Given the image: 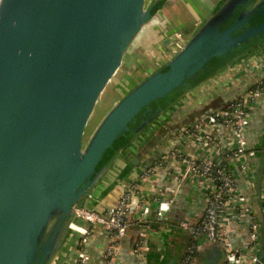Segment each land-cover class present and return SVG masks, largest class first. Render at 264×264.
<instances>
[{"label":"water","instance_id":"obj_1","mask_svg":"<svg viewBox=\"0 0 264 264\" xmlns=\"http://www.w3.org/2000/svg\"><path fill=\"white\" fill-rule=\"evenodd\" d=\"M167 1L0 0V264H54L73 238L76 210L92 208L95 192L126 150L197 87L231 68L222 65L228 53L237 56L236 66L264 50V41H250L264 34V20L234 36L248 23L251 0H223L183 48L131 88L85 140L101 95ZM255 1L252 7L263 9L264 19V0ZM241 8L236 22L220 32ZM205 66L197 84L174 95ZM235 96L217 98L216 110ZM152 105L157 112L132 130ZM260 157L259 205L264 149ZM256 264H264V234Z\"/></svg>","mask_w":264,"mask_h":264},{"label":"built area","instance_id":"obj_2","mask_svg":"<svg viewBox=\"0 0 264 264\" xmlns=\"http://www.w3.org/2000/svg\"><path fill=\"white\" fill-rule=\"evenodd\" d=\"M175 38L179 52L188 38L183 34L176 35ZM245 61L248 60L240 63ZM257 83L264 84V78ZM263 94L264 86L259 90H247L223 109L215 110L208 119L200 120L190 128L178 130L172 138L178 146L175 145L162 161L140 172L123 189L114 208L101 210L99 205L96 208H78L77 222L70 225L73 236H77V264L89 263L90 256L84 246L90 235L97 230L107 237L104 264H117L122 246L131 238L134 228L138 230L140 242L138 248L133 249V253L145 263L150 251L152 218L157 221L164 220L190 178L205 190V205L195 219L185 216L177 223H172L191 237V243L180 264H196L195 255L206 244H217L223 249V264H256L264 234V171L261 203L257 208L249 201L246 189L235 182L230 166L232 163L237 165L240 173L244 175L246 186L256 190L257 174L255 175L249 162L256 153L249 149L247 131L249 110L259 103ZM181 140L191 143L196 151L202 152L203 157L188 154L184 143H180ZM170 159L180 167V179L176 188L161 189L152 195L144 194L142 186L148 185L158 176V171ZM230 215L250 219L249 244L245 250H235L227 239L224 224ZM170 228L166 227L164 233L171 232Z\"/></svg>","mask_w":264,"mask_h":264},{"label":"crops","instance_id":"obj_3","mask_svg":"<svg viewBox=\"0 0 264 264\" xmlns=\"http://www.w3.org/2000/svg\"><path fill=\"white\" fill-rule=\"evenodd\" d=\"M196 1L197 0H169L165 3L161 11L162 13H166L167 17H171V24H175V21L178 24H184L186 21L184 20L183 22H180L182 18L179 16L178 13L185 14L184 11L188 12V9L193 12V19H195L194 17H196V14L204 16L202 17L204 19L208 15V13L205 12H210L211 10H213L214 7L212 8V6L210 5L211 3L207 0H199L197 2ZM211 1L212 4H214L213 6L220 2V0ZM197 3H202V7L198 6ZM162 13L159 16H161ZM175 17H179L181 19H177ZM160 24L164 25L163 22ZM198 24L200 25L201 21ZM199 25L193 27L192 31H195ZM143 31L147 32V35L150 36V39L153 41H151V44H155V41L158 42L159 38L161 40H164L163 42L166 48L167 46L172 47V45L176 43L173 41L175 35L173 32L174 29L171 26L158 27V24H154L153 28L147 26ZM149 32L152 33L149 34ZM153 35H155L156 38L153 37ZM190 35L191 34L189 33V35L185 36L189 38ZM138 53L139 52H137V54ZM159 54L161 55V53ZM169 59L170 58L164 61L162 56L160 58L155 59L156 63L153 64L152 69L148 70V72H146L144 75L147 76L155 69L164 65ZM246 60L248 61H245L243 64L239 63V65L237 64L236 66L227 69L217 77L197 87L193 91L195 92L196 90H198V92L195 93L197 94L195 98H192L191 95L193 92H191L184 99H182L174 108L169 110L167 114H164L162 120L159 121L158 124L151 126L144 133L142 138H140L139 142H136L130 148L129 152L124 153V157L117 161L115 166L112 168V170L109 172L105 180L98 188V190L95 192L93 197L94 202H90L89 205L92 206V208H96V200L101 199L99 198L101 192H105L106 190H108L104 198H102L98 202V205L100 206L99 209L107 210L114 208L117 203L118 197L123 191V189L135 178H137L140 172L146 166L156 165L157 163L163 160V157L169 154L170 150L175 145H177V142L173 141L172 138L178 132H175L167 140H163L164 142L161 141V143H155V139L160 134V128L164 125V123L168 122L167 119H171L172 115L177 112H180L178 111V109H180L182 105L183 107L192 106L195 107V109L197 110H200L202 108L216 110L218 106H220L217 101H215L217 98L225 97V99L230 101V96H238L242 94L241 92H246L254 84L264 78V50H261L251 55ZM135 83L136 82H133L131 83V85H128L127 88H124V90L122 91L123 95L121 97H123L131 88H133L136 85ZM221 102L225 103V100ZM247 140L250 151L256 153L255 157L250 158L249 161L250 166L252 167L256 175L260 159L262 158L260 157V154L264 149V94L262 95L259 103L255 105V107H251V109L249 110V128L247 131ZM185 142V140L180 141L181 144L184 143V147L186 148V152H188V154H193L198 158L203 157L202 152L196 151V149L193 148L191 143ZM142 152H145L146 155L140 157V153ZM135 159H137V163L134 164L133 161ZM163 167L164 168L158 171V176L154 177L148 185L142 186V191L144 194L152 195L161 189L163 190L176 188L178 180L180 179V167L172 159L168 160ZM230 170L233 178L235 179V182L246 189L249 201L254 206L259 208V195L257 193V189L252 190L248 186H246L244 175L240 173L237 165L232 163L230 166ZM169 195L171 196V194ZM204 196L205 190L202 187L200 188L194 179L191 180L190 178V180L185 183L182 191L178 195L177 201L173 208L170 210L169 213L165 215L164 220L157 221L155 218L151 217L152 234L149 240L150 251L148 253V256L150 253H152V255L158 256V262L166 259L167 253L171 251L172 248L177 246V242L175 243L174 238V233L177 231H174L173 228L175 226L173 227L174 224L172 225V223H177L185 216L194 219L198 217L205 205ZM258 215L262 220L261 215L259 213ZM249 223L250 219L248 217L236 218L235 216L230 215L229 220L224 224L227 239L230 241L233 248L237 251L245 250L249 244ZM166 227H171V232L168 231L164 233ZM76 240L77 236H73V238L63 248L62 252L58 256L54 264H77ZM107 243L108 242L106 235L102 234L100 230H97L90 235L87 240V243L84 246L86 252L90 256V261L88 264H104L103 254L106 249ZM134 243L135 242L132 236L128 241L124 242L122 246V252L119 256L117 264H149L148 258L147 261L144 263V261L139 256L134 255ZM204 247L205 250L202 249V255L206 257L204 258L203 256L202 263L197 262V264H210V262L214 261L215 264H220L224 260V254L213 257L217 260L211 258V256L209 255H206L207 252L213 251L212 248H215L212 244H206Z\"/></svg>","mask_w":264,"mask_h":264},{"label":"trees","instance_id":"obj_4","mask_svg":"<svg viewBox=\"0 0 264 264\" xmlns=\"http://www.w3.org/2000/svg\"><path fill=\"white\" fill-rule=\"evenodd\" d=\"M254 3L255 2H253V4L251 3L250 5L254 6ZM160 6H162V4ZM243 10H244V8H241L239 11H237L235 16L232 17L228 22H226L225 25H223L220 28V32H223L228 27L232 26L236 22V20H235L236 17L238 15H240ZM246 20L248 23L244 26V28H241L237 32H235L234 36H238V35L242 34L247 29H249L251 26H256L258 24H261L264 20L262 17L261 9L254 8L249 13V16L246 17ZM250 41H252V43L264 41V36H262V38L260 40L251 39ZM244 46H245V44H243L241 47H244ZM236 58H237V56L235 55V53L230 52V53H228V55L225 58L221 59V60H223L222 65H226L227 67H233L232 62ZM217 62H219V59L215 60L212 64H216ZM207 68H208V66H205L202 70L197 71L190 79H188L186 85L180 87L178 90L175 91L174 95H177L178 93H180L181 90L185 86H194L195 84H197L199 82V79L201 78L203 72H205L207 70ZM263 86H264V84H258L257 83V84H254L249 90H259V89L263 88ZM172 98H173V96H169L168 98L163 100L159 105L165 106L166 103H168ZM157 110H158V106L152 105V107L149 111L142 112L136 118V120L130 125L131 129L132 130L137 129V127H139L145 120L149 119L154 113H156ZM198 110L192 106H188V107L184 106L183 107V105H182L180 107V109H178V111H180V112H177L174 115H172L171 119L170 118L167 119L168 122L164 123V125L160 128V134L155 139V143L156 142L161 143V141L164 142L163 140H167L168 138H170L175 132H177L181 128H190V127L194 126L200 120L208 119V117L212 116L213 115L212 113L215 111V110H211L209 108H207V109L202 108L199 111ZM139 140H140V138L136 142H139ZM122 144H123V141L119 140L117 142L115 148L117 149ZM129 150L130 149L126 150V152L128 153ZM140 154H141L140 157L146 155L145 152H142ZM113 155H114V152L111 153V155L106 159V161H108ZM124 155H123V157H124ZM173 227H174V225H173ZM173 229H174V231L175 230L177 231L174 233L175 243L177 242L176 243L177 246L172 248V250L167 253L166 259L162 260L160 262H158V256L152 255V253H150L149 256L147 257L149 260V264H150V261H151V264H180L181 263L182 259L184 258L186 249L189 246V244L191 243V237L185 233H182L176 227H174ZM172 233H173V230H172ZM132 238L134 239V242H135L133 245V249L136 250L138 248V245L140 242L137 228H134L133 233H132ZM212 245L215 248L211 247L213 249V251L207 252L206 255H209V256H211V258H213V257L224 254L223 249L219 245H217V244H212ZM202 249L205 250V247ZM203 256L204 255H202V250L195 255L196 264H197V262L202 263ZM205 257L206 256H204V258ZM213 259L217 260L216 258H213ZM209 261H211V260H209ZM210 264H215V261L210 262ZM220 264H223V261Z\"/></svg>","mask_w":264,"mask_h":264},{"label":"rangeland","instance_id":"obj_5","mask_svg":"<svg viewBox=\"0 0 264 264\" xmlns=\"http://www.w3.org/2000/svg\"><path fill=\"white\" fill-rule=\"evenodd\" d=\"M150 1L152 0H147V3L149 4ZM207 1L211 3L210 5L212 6V8L217 5L216 4L215 6H213L214 4H212L211 0H207ZM197 4L198 6L202 7V3H197ZM161 13L162 11H160V14ZM184 13L185 14L178 13L182 19L179 17H175L177 19L178 18L181 19L180 22H183L184 20L186 21L184 24L182 23V25L178 24L176 21L174 22L175 24H171V20H172L171 17H167L166 13H162L161 16H159L160 14L157 15L156 17L157 22L149 26L150 28H153L154 24H158V27L171 26L174 29L173 32L175 36L182 34L184 36L185 35L187 36L189 35V33L193 34L194 32L192 31L193 27L199 25L198 23H200V21L201 22L203 21L202 17L204 16L196 14V17H194L196 19L195 20L192 18L193 12L191 10L188 9V12L184 11ZM205 13H209V12H205ZM162 22L164 25L160 24ZM150 33L152 32H149V34ZM153 37L156 38L155 35H153ZM151 41L152 40L150 39V36H148L147 32L144 31L136 39L135 44L133 45V47L131 48V50L129 51V53L125 58L124 65L118 70L113 80L108 84L107 88L105 89L98 103L96 104V107L92 113V116L86 128L85 140L89 139L93 131H95L99 127V125L107 117V115L110 113V111L115 106V104L120 101V99L122 98L121 96L123 95L122 91L124 90V88H127L128 85H131V83L133 82H136L135 84H137V81L140 82L141 80H143L146 77L144 74L148 72V70L152 69L153 64L156 63L155 59L160 58L162 56L163 60L165 61L168 58L173 57L179 50V45L177 44H173L172 47L167 46L166 48L164 46V42H163L164 40H161L160 38L158 39V42L155 41L156 42L155 44H151L153 42ZM137 52L139 53L137 54ZM159 53H161V55ZM197 92L198 90L192 93L191 95L192 98H195V96H197V94H195ZM167 112H165V114H167ZM159 120H162V118ZM159 120L156 121L153 125L158 124Z\"/></svg>","mask_w":264,"mask_h":264},{"label":"flooded vegetation","instance_id":"obj_6","mask_svg":"<svg viewBox=\"0 0 264 264\" xmlns=\"http://www.w3.org/2000/svg\"><path fill=\"white\" fill-rule=\"evenodd\" d=\"M168 1H169V0H168ZM222 1H223V0H220V2H222ZM220 2H218L217 5H218ZM253 2H258V1L251 0V1L248 3V5H250L251 3L253 4ZM217 5H216V6H217ZM216 6H215V7H216ZM250 6H251V8H256V7H252V5H250ZM254 6H255V5H254ZM215 7H214V8H215ZM214 8H213V9H214ZM261 12H263V9L261 10ZM227 22H228V21H227ZM262 36H264V34L259 35V36H258V40H260V39L262 38ZM174 37H175V36H174ZM259 38H260V39H259Z\"/></svg>","mask_w":264,"mask_h":264}]
</instances>
